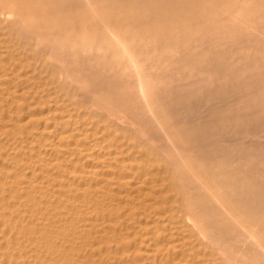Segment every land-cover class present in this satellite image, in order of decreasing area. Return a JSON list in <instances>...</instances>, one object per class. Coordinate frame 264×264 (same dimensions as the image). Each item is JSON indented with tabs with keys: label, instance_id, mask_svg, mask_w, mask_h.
Listing matches in <instances>:
<instances>
[{
	"label": "bare ground",
	"instance_id": "bare-ground-1",
	"mask_svg": "<svg viewBox=\"0 0 264 264\" xmlns=\"http://www.w3.org/2000/svg\"><path fill=\"white\" fill-rule=\"evenodd\" d=\"M0 264H264V0H0Z\"/></svg>",
	"mask_w": 264,
	"mask_h": 264
}]
</instances>
